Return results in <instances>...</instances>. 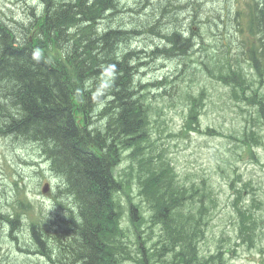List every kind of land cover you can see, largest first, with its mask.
I'll return each instance as SVG.
<instances>
[{"label": "trees", "instance_id": "16d2710c", "mask_svg": "<svg viewBox=\"0 0 264 264\" xmlns=\"http://www.w3.org/2000/svg\"><path fill=\"white\" fill-rule=\"evenodd\" d=\"M172 1L168 7L176 13L179 5ZM41 2L42 14L32 13L27 26L12 29L0 20V25H5L0 26V92L6 94L0 100L11 102L5 116L0 113L4 117L0 133L5 136L14 132L27 141H39L40 154L47 156L51 168L65 182L68 198L82 203L78 213L71 211L66 218L67 223L71 221L72 233L63 240L65 249L57 252L67 255L54 264H124L127 259L138 264H230L221 247L208 256L200 255L208 191L198 184L182 182L169 161L157 156L152 130L156 109L150 101L145 102V94L138 88L139 55L125 46L133 35L161 26L163 13H170L169 8H165L167 12L162 9L167 5L149 8L148 17L154 14V23L147 27V19L141 26H130L120 18L122 0ZM255 2L257 11L250 23L263 35L259 47L251 53L258 68L264 63V0ZM165 38L170 48L159 54L185 58L195 51L193 38L185 37L182 30L173 29ZM228 75L233 83L241 80L240 73L231 68ZM165 82L167 77L161 83ZM104 96L111 97L106 104ZM260 103L259 111L264 115V102ZM193 104L187 126L198 123L196 101ZM104 113L110 120L102 124L99 118ZM126 149L131 153L130 165L124 169L123 190L128 194L136 179L142 198L139 204L130 203L137 250L131 249L121 226L124 209L118 192L122 188L114 172L120 150ZM144 204L150 212L147 217ZM7 217L0 213V223L18 222ZM144 222L148 231L155 233L154 228H158L156 240L139 232ZM253 227L242 226L243 240H254ZM37 230L33 227L42 247Z\"/></svg>", "mask_w": 264, "mask_h": 264}, {"label": "rangeland", "instance_id": "374dc122", "mask_svg": "<svg viewBox=\"0 0 264 264\" xmlns=\"http://www.w3.org/2000/svg\"><path fill=\"white\" fill-rule=\"evenodd\" d=\"M158 1L125 0L124 5H129L124 9L126 12L119 14L120 18H124L123 21L130 26H141L145 18H148L145 22L149 23L145 24L147 27L152 26L154 23L153 15L151 14V17H148L151 11L149 8L146 9V7L151 5L158 6ZM232 1L237 7H243L247 0ZM232 1L173 0L172 4L183 5L185 11L182 9L174 16L172 13L173 7H169L170 13H163V17L161 16V26L158 24V27L152 28L153 32H139L140 36H136L132 43H127L125 46H130L132 50L143 52L138 53L139 57L136 63L140 66L138 67L136 78L137 81H141L145 102L152 99L154 103L163 107L162 122L160 127L155 125L156 129L153 133V139L157 143V156L160 155L165 159L170 158L176 168L177 175L180 176L184 183L187 184L188 180L201 184L202 179H207L208 184L211 183L217 192L218 208L212 215L211 222L205 233L206 238L200 244L203 254L215 252L219 245L222 244L223 249L228 251L225 256L231 263L264 264V146H254L258 159L256 161L250 158L247 146L242 141L245 126L260 133L264 139V127L260 125L258 120L252 121L249 117L250 113L256 115V108L244 105H241L242 109L239 108L234 99L228 100V87L221 83L212 82L211 79L204 77L201 73H194V67L196 64L201 65L200 63L195 61L188 62V66L190 65L191 67L189 68L184 65L186 61L183 58L170 59L164 54H151L155 46L163 48L168 44L167 39L163 37L173 29L179 30V32L180 30L184 31L185 37H188L190 35L188 26L191 25H199L200 28L195 26L196 31L197 28L198 31H204L207 43L213 45L218 39L205 29L208 24L203 25V23L207 19L200 23H191L192 17L199 16L192 14L191 6L192 4H199L201 13L210 10L218 13L223 12L226 4ZM163 4L167 5L164 2ZM130 7L136 14L129 11ZM42 8L41 0H0V20L18 28L25 24L27 26L30 22L29 19L33 15L31 13L38 15V13H41ZM157 8L160 7L158 6ZM165 8L168 7L163 6L162 9ZM234 16L230 8L226 19L230 20ZM221 19L225 20V17L222 16ZM209 24L211 25L212 23L209 22ZM233 27H235V24ZM19 30L22 32L23 29L20 28ZM138 31H141V28ZM236 33L237 30L233 29L231 37L227 35L221 40L226 43V46L218 44L222 51L215 50L219 48L215 44L208 49L211 53L214 51L218 52L219 58L227 56V59L232 63L238 61L242 66H246V59L240 47L242 42H249L250 39H247L243 33H239V36H236ZM224 34L226 33H222V35ZM246 34L249 35V33ZM235 36L237 40H241L239 48L238 44L233 46L236 41L234 39ZM197 55L201 56L202 61H211H208V57L200 52ZM195 57L197 58V56ZM195 57H193V60ZM2 59L11 60L6 56H3ZM165 76H168V81L170 82L166 87L161 83ZM99 83L101 82L99 81ZM202 88L207 90L208 99L201 116V127L203 130H206L207 127L216 128L224 136L222 134L210 136L197 131H190L186 135L181 134L187 107L186 102L177 97V92L186 90L192 94H198ZM96 93H101V91ZM5 95V93L1 94L0 92L1 98H4ZM109 98L111 99L109 96H104L103 102L106 104ZM3 100H0V113L5 116L4 110L11 106V102ZM3 118L0 117V123ZM108 120H110V116L107 113H104L99 118V122L102 121V124L109 122ZM38 143L27 141L26 137L17 135L14 132L5 136L0 133V213L7 215L8 219L11 218L10 215L4 213V210L8 208L11 197L14 195L16 183L19 184L20 188L24 187L29 190V199L35 204L31 211L25 213L23 221L16 222L15 225L7 221L6 223H0V255L2 256V259L0 257V264H47V262L54 264L55 261L61 259V256L65 257L67 255L64 251L62 253L57 251L60 249L64 250L67 246L64 241L68 238V234L72 233L71 227L69 222L65 221L64 212L58 210L54 212V200L52 197L43 195V186L47 182L52 183L54 187L58 184L60 193L64 195L65 208L70 206L72 211H75L74 213H78L82 203L74 200L73 197L68 199L66 195L68 192H65L64 189L65 182L51 168L47 156H43L45 155L44 153L40 154L41 144L39 141ZM252 144L255 145L254 140ZM239 178L241 182L238 181ZM250 182L251 186L247 188L246 199L249 205L253 204L255 206V216L258 220V224L252 229L256 233L252 247L249 246V243H243L238 238L239 231L236 225L238 217L232 205L234 194L230 186L231 183H235L237 187H243L244 184ZM252 187L256 189L255 196L252 193ZM52 194L55 195L53 191ZM131 197L135 203H140L138 186L135 182L132 183ZM253 197H256L257 202L253 201ZM259 202H262L261 207ZM143 208L145 209V214L149 215L147 208L145 206ZM53 212L54 214L49 217ZM42 215L54 223L51 226L45 223L42 225L44 228H37L39 239L43 242V246L39 247L35 243L37 241L36 236L29 231L31 229L29 224L32 220L44 219ZM148 230V224H145V222L141 223L139 232L146 234L152 241L156 240L155 234L158 232V228H154L155 233ZM130 232L128 234H130L132 241L131 249L137 250V246L133 244L136 239L132 228H130ZM58 237L61 238L63 246L60 245ZM145 245L151 247V243H146ZM132 254L136 256V253L132 252ZM130 262L131 264H137L133 259Z\"/></svg>", "mask_w": 264, "mask_h": 264}, {"label": "bare ground", "instance_id": "6f19581e", "mask_svg": "<svg viewBox=\"0 0 264 264\" xmlns=\"http://www.w3.org/2000/svg\"><path fill=\"white\" fill-rule=\"evenodd\" d=\"M176 1H177V0H176ZM64 2H65V1H64ZM67 2H68V1H67ZM163 2H164V3H167V7L170 5V4H169V0H159V3H158V4L161 5V7H162ZM124 3H125V0H122L121 5L119 4L120 7H121V11H120L121 13L126 12V10H124V9H125L126 7H128V5H129V4L126 3L127 6H125ZM174 4H175V3H174ZM174 4H173V5H174ZM156 5H157V4H156ZM159 5H158V6H159ZM161 7H160V8H161ZM117 8H118V7H117ZM168 8H169V7H168ZM178 8H179L180 11H182V9L185 11V8H184L183 5H179ZM129 9H130V10H129L130 12H133L134 14H136L135 11L131 10V7H130ZM153 10H154V9H153ZM163 10H164V9H163ZM129 11H128V13H129ZM156 11H157V10H156ZM158 11H159V10H158ZM166 11H167V10H166ZM166 11H165V12H166ZM175 11H176V10H175ZM106 12H107V11H106ZM128 13H127V14H128ZM153 13H154V12H153ZM158 13H160V12H158ZM31 14H32V13H31ZM182 14H183V12H182ZM189 14H190V13H189ZM153 15H154V14H153ZM155 15H156V14H155ZM115 16H116V14H115ZM175 16H176V15H175ZM100 17H101V16H100ZM109 17H110V16H109ZM113 17H114V16H113ZM162 17H163V16H162ZM98 18H99V17H98ZM98 18H97V19H98ZM111 19H112V18H111ZM140 19H141V18H140ZM145 19H146V18H145ZM147 19H148V18H147ZM153 19H154V18H153ZM2 21H3V20H2ZM2 21H1V22H2ZM97 21H99V20H97ZM97 21H96V22H97ZM105 21H106V20H105ZM139 21H140V20H139ZM4 22L7 23L6 21H4ZM107 23H108V22H107ZM111 23H112V22H111ZM138 23H139V22H138ZM7 24H8V23H7ZM141 24H142V23H141ZM8 25H9V24H8ZM113 25H114V24H113ZM0 26L4 27L5 25H4V23L2 22V24H1ZM102 26H103V25H102ZM2 27H1V28H2ZM10 27H11L12 29H13V28H15V29L18 28V27H16L15 25L13 26V25H11V24H10ZM102 28H103V27H102ZM109 28H111V27H109ZM106 31H107V30H106ZM136 36H138V35H137V34H136V35H133V38L129 39V40H130L129 42L132 43V41L136 38ZM163 38H165V37H163ZM186 40H187V38H186ZM68 43H69V42H68ZM168 46H170V45L166 44V46H164L163 48H161V47H159V46H157V47L155 46V48H154V50L151 52V54H152V55H158V54L161 53L163 50L168 49ZM187 49H188V48H187ZM135 51H136L137 53H141V51H137V50H135ZM162 55H163V53H162ZM165 55H166V54H165ZM159 56H160V55H159ZM155 57H156V56H155ZM172 57H173V56H172ZM136 58H137V57H136ZM152 58H153V57H152ZM156 58H157V57H156ZM163 58H164V57H163ZM31 59H32V58H31ZM165 60H166V59H165ZM138 65H139V64H138ZM139 66H140V65H139ZM140 78H141V77H140ZM138 88L140 89V91H143V90H142V88H143L142 86H139ZM120 187H121V186H120ZM67 191H68V190H66L65 192H67ZM65 196H66V195H65ZM66 197H67V196H66ZM68 199H69V198H68ZM189 201H190V200H189ZM198 239H199V238H198ZM198 239H197V240H198Z\"/></svg>", "mask_w": 264, "mask_h": 264}]
</instances>
